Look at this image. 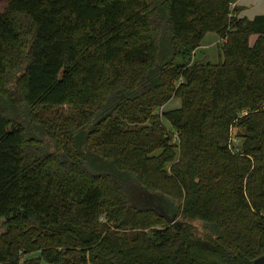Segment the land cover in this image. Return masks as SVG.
Segmentation results:
<instances>
[{"label":"trees","instance_id":"1","mask_svg":"<svg viewBox=\"0 0 264 264\" xmlns=\"http://www.w3.org/2000/svg\"><path fill=\"white\" fill-rule=\"evenodd\" d=\"M237 1H8L0 264L264 255V14L238 17ZM208 32L221 59L179 63ZM174 97L180 107L157 111Z\"/></svg>","mask_w":264,"mask_h":264},{"label":"rangeland","instance_id":"2","mask_svg":"<svg viewBox=\"0 0 264 264\" xmlns=\"http://www.w3.org/2000/svg\"><path fill=\"white\" fill-rule=\"evenodd\" d=\"M8 1L9 0H0V13L3 12L7 7ZM251 41L252 43L255 41L254 36L251 38ZM221 44H222V39L221 37H219L217 33L208 32L206 33L204 39L202 40V43L200 44L201 45L200 48L195 49V48L187 47L186 49H182L181 54L178 58V62L189 64L196 59H200V60H210L216 63L221 59V54H220ZM181 103L182 102L179 97H174L170 101H168L163 107L158 108L157 111L162 113L165 110L178 108L181 106ZM62 108L64 109L66 115H72L75 112V109L70 103L65 104L64 106H62ZM163 120L167 128V131L173 134V128L169 119L165 118ZM232 136L235 138L236 142L240 145V143L242 142V138H240L237 135V129H234L232 131ZM174 137L177 138V135H174ZM7 220H8L7 216L2 217L0 219V235L3 232H5L8 227Z\"/></svg>","mask_w":264,"mask_h":264},{"label":"crops","instance_id":"3","mask_svg":"<svg viewBox=\"0 0 264 264\" xmlns=\"http://www.w3.org/2000/svg\"><path fill=\"white\" fill-rule=\"evenodd\" d=\"M234 7L239 10L235 13L238 17L254 18L256 15L264 14V0H238ZM253 37V36H252ZM256 40V35H254Z\"/></svg>","mask_w":264,"mask_h":264},{"label":"built area","instance_id":"4","mask_svg":"<svg viewBox=\"0 0 264 264\" xmlns=\"http://www.w3.org/2000/svg\"><path fill=\"white\" fill-rule=\"evenodd\" d=\"M232 7L234 8V4H232ZM229 148L235 154L241 152L240 145L236 142V140H235V138L233 136L229 140Z\"/></svg>","mask_w":264,"mask_h":264},{"label":"water","instance_id":"5","mask_svg":"<svg viewBox=\"0 0 264 264\" xmlns=\"http://www.w3.org/2000/svg\"><path fill=\"white\" fill-rule=\"evenodd\" d=\"M252 264H264V255L257 257Z\"/></svg>","mask_w":264,"mask_h":264}]
</instances>
